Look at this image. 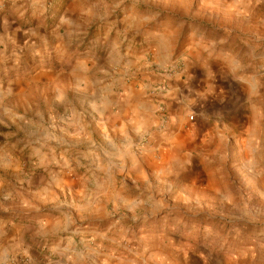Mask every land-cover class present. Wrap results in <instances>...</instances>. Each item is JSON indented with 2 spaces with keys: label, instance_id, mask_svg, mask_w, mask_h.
Instances as JSON below:
<instances>
[{
  "label": "rangeland",
  "instance_id": "1",
  "mask_svg": "<svg viewBox=\"0 0 264 264\" xmlns=\"http://www.w3.org/2000/svg\"><path fill=\"white\" fill-rule=\"evenodd\" d=\"M38 2L0 15V264H264V0Z\"/></svg>",
  "mask_w": 264,
  "mask_h": 264
},
{
  "label": "crops",
  "instance_id": "2",
  "mask_svg": "<svg viewBox=\"0 0 264 264\" xmlns=\"http://www.w3.org/2000/svg\"><path fill=\"white\" fill-rule=\"evenodd\" d=\"M38 1L39 0H0V15L5 13V15H13L14 19H20L23 15L27 14L28 12H31L35 6H38V3L42 5V3ZM121 10L123 14L128 15L121 19H117L118 21L120 20L121 23H129L130 21H135L139 25L135 26V30L138 29L143 32H146L152 29L154 31H157V9H155L154 11H148L145 8L140 7H123ZM6 11L9 13H6ZM176 11L178 10L176 9ZM181 12H183L182 9H180V13ZM129 14L132 15L130 16ZM117 25L118 23H112L111 29H114ZM114 37L118 36L115 34ZM126 38L128 39V37ZM139 43H143V41H140ZM133 44H138V42H128V45ZM206 57L208 58V55L205 54H200V56H193L194 63H196V65L195 67L193 66V70L190 71L191 73L193 72L192 77L188 78L187 76V78L182 82H175V87L172 86V88L168 92L167 100H169L170 106L172 105V111L176 116L175 121L172 120L171 122H169L171 124L170 129L176 132L177 134L184 135V133H186L187 130L190 129L186 127L187 122L185 112L188 108H190L191 105L197 102H199L197 107L199 106L198 115L200 126L198 128V131L200 132L205 130L208 132V130L212 129V126L210 122L207 121V117H205V114L208 111L214 110L213 107L209 108L208 105H206V103H209V100L211 98H214L212 97L214 93H211L212 91L210 89V85H208V83H206L205 80H203L202 78L204 74H207L208 70L202 67L201 64H199V62H201V60L206 59ZM194 74L197 75V78L193 77ZM216 100L219 101L218 98ZM214 103L215 102H212V104ZM96 124L99 125V123ZM192 129L194 130V126L192 127ZM138 134H140V132H138L137 135ZM96 148L98 149L97 146Z\"/></svg>",
  "mask_w": 264,
  "mask_h": 264
},
{
  "label": "built area",
  "instance_id": "3",
  "mask_svg": "<svg viewBox=\"0 0 264 264\" xmlns=\"http://www.w3.org/2000/svg\"><path fill=\"white\" fill-rule=\"evenodd\" d=\"M193 119H194V116H193V115H191V116H190V120H193Z\"/></svg>",
  "mask_w": 264,
  "mask_h": 264
}]
</instances>
